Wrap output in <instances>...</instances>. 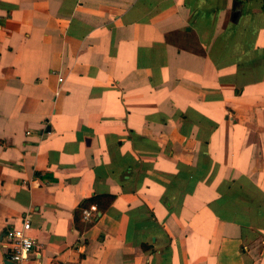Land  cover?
Listing matches in <instances>:
<instances>
[{
	"label": "crops",
	"instance_id": "obj_1",
	"mask_svg": "<svg viewBox=\"0 0 264 264\" xmlns=\"http://www.w3.org/2000/svg\"><path fill=\"white\" fill-rule=\"evenodd\" d=\"M24 219L23 264H264V0H0V264Z\"/></svg>",
	"mask_w": 264,
	"mask_h": 264
},
{
	"label": "built area",
	"instance_id": "obj_2",
	"mask_svg": "<svg viewBox=\"0 0 264 264\" xmlns=\"http://www.w3.org/2000/svg\"><path fill=\"white\" fill-rule=\"evenodd\" d=\"M63 78L58 77L61 83ZM96 213H98L95 205H89L80 208L81 219L84 222H92ZM31 224L27 219L22 221L19 228H8L3 234V246L7 250L8 259L16 264H23L28 257L39 249V244L30 236Z\"/></svg>",
	"mask_w": 264,
	"mask_h": 264
},
{
	"label": "trees",
	"instance_id": "obj_3",
	"mask_svg": "<svg viewBox=\"0 0 264 264\" xmlns=\"http://www.w3.org/2000/svg\"><path fill=\"white\" fill-rule=\"evenodd\" d=\"M106 199H107V204L109 205V203H110V199H111V198L106 197ZM95 201H96V199L93 198V199L90 201V203H95Z\"/></svg>",
	"mask_w": 264,
	"mask_h": 264
},
{
	"label": "water",
	"instance_id": "obj_4",
	"mask_svg": "<svg viewBox=\"0 0 264 264\" xmlns=\"http://www.w3.org/2000/svg\"><path fill=\"white\" fill-rule=\"evenodd\" d=\"M7 264H16V263H13V262H8Z\"/></svg>",
	"mask_w": 264,
	"mask_h": 264
}]
</instances>
